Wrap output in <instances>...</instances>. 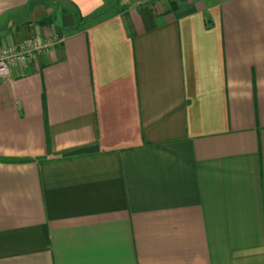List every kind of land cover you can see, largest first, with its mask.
<instances>
[{"label": "crops", "instance_id": "0c3cea01", "mask_svg": "<svg viewBox=\"0 0 264 264\" xmlns=\"http://www.w3.org/2000/svg\"><path fill=\"white\" fill-rule=\"evenodd\" d=\"M103 5L0 0V264H264V0Z\"/></svg>", "mask_w": 264, "mask_h": 264}, {"label": "built area", "instance_id": "2783aa9c", "mask_svg": "<svg viewBox=\"0 0 264 264\" xmlns=\"http://www.w3.org/2000/svg\"><path fill=\"white\" fill-rule=\"evenodd\" d=\"M55 39L50 37L36 36L25 40L19 45L5 46L0 49V75L6 76L9 73V63L23 61L34 53L47 50L54 43Z\"/></svg>", "mask_w": 264, "mask_h": 264}, {"label": "rangeland", "instance_id": "374dc122", "mask_svg": "<svg viewBox=\"0 0 264 264\" xmlns=\"http://www.w3.org/2000/svg\"><path fill=\"white\" fill-rule=\"evenodd\" d=\"M126 1L127 0H104L103 8L97 11L94 14L93 18L98 19L102 16L112 13L113 11L124 5Z\"/></svg>", "mask_w": 264, "mask_h": 264}, {"label": "trees", "instance_id": "16d2710c", "mask_svg": "<svg viewBox=\"0 0 264 264\" xmlns=\"http://www.w3.org/2000/svg\"><path fill=\"white\" fill-rule=\"evenodd\" d=\"M49 20H51V16H49V17H45V18H42V19L40 20V22H41V23H44V22H47V21H49Z\"/></svg>", "mask_w": 264, "mask_h": 264}]
</instances>
